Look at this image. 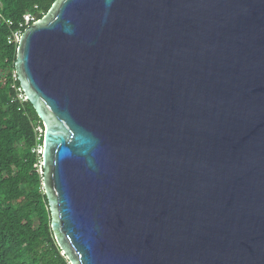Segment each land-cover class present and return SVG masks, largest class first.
<instances>
[{"label":"water","instance_id":"obj_1","mask_svg":"<svg viewBox=\"0 0 264 264\" xmlns=\"http://www.w3.org/2000/svg\"><path fill=\"white\" fill-rule=\"evenodd\" d=\"M15 69L71 264H264V0H56Z\"/></svg>","mask_w":264,"mask_h":264},{"label":"trees","instance_id":"obj_2","mask_svg":"<svg viewBox=\"0 0 264 264\" xmlns=\"http://www.w3.org/2000/svg\"><path fill=\"white\" fill-rule=\"evenodd\" d=\"M55 1L0 0V264H71L52 229L39 170L44 125L21 97L25 95L15 69L18 45L8 42L26 14L40 20Z\"/></svg>","mask_w":264,"mask_h":264},{"label":"built area","instance_id":"obj_3","mask_svg":"<svg viewBox=\"0 0 264 264\" xmlns=\"http://www.w3.org/2000/svg\"><path fill=\"white\" fill-rule=\"evenodd\" d=\"M7 24H11L10 20L6 21ZM33 22H35V18L31 13H28L24 16V22L20 24L19 28L15 31H13V33L9 36L8 38V42L10 44H15L18 45L20 42V39L24 33V28H26L27 26H29L30 24H32ZM22 98H24L26 100L25 97L21 96ZM43 130H41L42 132ZM39 154L42 155V151H43V146H40V148L37 150Z\"/></svg>","mask_w":264,"mask_h":264},{"label":"rangeland","instance_id":"obj_4","mask_svg":"<svg viewBox=\"0 0 264 264\" xmlns=\"http://www.w3.org/2000/svg\"><path fill=\"white\" fill-rule=\"evenodd\" d=\"M41 168H42V166H41ZM39 170H42V169L39 168Z\"/></svg>","mask_w":264,"mask_h":264}]
</instances>
